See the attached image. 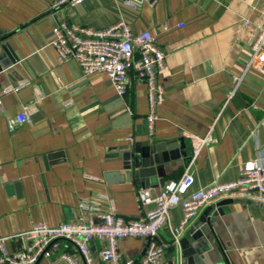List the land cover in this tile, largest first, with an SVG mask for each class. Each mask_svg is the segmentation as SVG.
<instances>
[{
    "label": "crops",
    "instance_id": "obj_1",
    "mask_svg": "<svg viewBox=\"0 0 264 264\" xmlns=\"http://www.w3.org/2000/svg\"><path fill=\"white\" fill-rule=\"evenodd\" d=\"M54 1L0 0V39L7 53L0 61V235L7 238L8 253L27 246L20 235L34 225L73 221L83 200L125 219L142 216L137 193L143 187L124 166L133 146L150 148L182 137L193 148L192 137L210 139L193 148L188 160L171 158L166 149L155 152L142 177L144 188L154 192L179 180L190 166L194 192L236 179L247 161L264 162V75L245 67L264 22V0H148L139 9L125 0L52 9ZM60 18L95 30L123 18L133 34L148 30L156 38L166 54L157 73L165 94L152 135L144 81L132 76L120 97L104 73L83 77L74 61H57L50 42ZM24 108L30 121L14 123L9 131L8 122ZM208 209L210 249L202 255L204 263L264 264L260 203L218 198L201 209L179 240ZM170 214V225L178 224L181 209ZM157 241L166 246L159 264H168V249L179 243H172L167 227ZM104 244L89 245L93 264H104L99 257ZM118 249L137 261L145 245L128 237ZM64 252L77 255L61 241L51 258L36 264H65L59 258Z\"/></svg>",
    "mask_w": 264,
    "mask_h": 264
},
{
    "label": "built area",
    "instance_id": "obj_2",
    "mask_svg": "<svg viewBox=\"0 0 264 264\" xmlns=\"http://www.w3.org/2000/svg\"><path fill=\"white\" fill-rule=\"evenodd\" d=\"M83 1L55 0L51 8L78 5ZM125 1L133 9H139L148 2ZM163 30H167L166 25ZM50 46L58 62L74 61L83 77L104 73L120 97L127 93L132 76L144 81L148 103L146 122L148 133L152 135L158 119L157 109L164 100V87L157 80V73L165 67L166 54L148 30L133 34L129 23L123 18L102 30L71 26L60 18L52 29ZM250 50L246 70L264 75V22ZM11 90L16 92L19 89ZM28 113V108H24L14 121L8 122V130L12 131L14 123L29 122ZM192 141L196 151L210 139L192 137ZM194 172V167H188L179 180L168 182L158 192L150 188L138 190V203L145 211L137 219H125L112 209L105 211L98 203L83 200L78 204V214L73 221L62 222L55 227L38 224L21 234L20 237L28 242L21 251L8 253L5 249L7 238L0 235V264H36L40 258H51L59 249L61 241L69 242L77 251V255L67 252L60 254L59 258L65 264H82L81 260L83 264H93L89 245L94 240L105 243L99 252L104 264H159L166 249L157 241L159 233L167 227L172 235V243H179L188 224L208 203L221 197H235L264 205V162L247 161L236 179L212 183L190 192L194 184ZM175 207L181 209L182 217L178 224L172 226L170 213ZM128 237L144 242V254L137 261L122 257L119 252L120 241Z\"/></svg>",
    "mask_w": 264,
    "mask_h": 264
},
{
    "label": "water",
    "instance_id": "obj_3",
    "mask_svg": "<svg viewBox=\"0 0 264 264\" xmlns=\"http://www.w3.org/2000/svg\"><path fill=\"white\" fill-rule=\"evenodd\" d=\"M2 33L0 32V37ZM0 61H3L7 55L6 46L2 44L0 39ZM4 65L0 63V69ZM168 150L171 158L190 159L193 154V148L186 142L185 138L171 139L165 143L140 148L133 146L125 153V169L128 170L136 182L144 188L145 185L142 177L145 171L151 166L152 155L160 150ZM208 211L198 219L195 226L188 232L187 236L179 240V248L171 247L168 249V264H206L204 263L203 253L210 249L207 242L211 233V218L208 219ZM225 260V259H224ZM226 262V260H225Z\"/></svg>",
    "mask_w": 264,
    "mask_h": 264
}]
</instances>
